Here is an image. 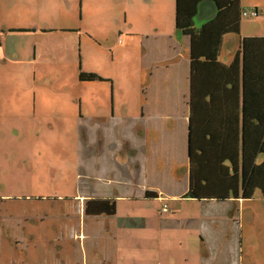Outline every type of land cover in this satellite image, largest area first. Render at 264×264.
I'll use <instances>...</instances> for the list:
<instances>
[{"label": "rangeland", "instance_id": "1", "mask_svg": "<svg viewBox=\"0 0 264 264\" xmlns=\"http://www.w3.org/2000/svg\"><path fill=\"white\" fill-rule=\"evenodd\" d=\"M2 1L9 7L5 19L11 29L32 26L33 31L9 36L11 53L16 52L14 56L8 52L5 38L3 47L0 45V196L34 198L29 201V207L40 211L43 202L38 198L46 196L52 200L54 196H72L79 190V182L86 180L80 165L83 155L77 139L78 127L87 119L85 116L96 110L94 105L98 102L109 105L112 100L123 99L117 86L132 84V79L149 80L148 73L142 74L140 68L145 51L140 48L129 51L117 36L121 20L120 0ZM244 2L249 4L243 6L244 10L255 9V5H250L254 2H259L263 9L257 17H242V33L264 35V0ZM86 24L91 33L82 26ZM60 25L82 26L83 34L56 29ZM233 36L240 37L241 34ZM81 71L98 74L103 79L82 81ZM139 94L138 90L129 94L131 104ZM27 202L15 218L21 220ZM185 203L174 202L169 205L170 212H174L171 206L191 207V203L197 202ZM215 203L224 208L222 212L229 211L206 222L209 234L204 249L210 261L214 264H264V200L261 193L258 191L253 199L241 205ZM150 205L152 211L161 212L162 203L155 201ZM119 207L120 248L118 252L112 251L110 257L119 260V264L158 259L159 253L156 254L155 249L164 246L165 243L159 245L161 236L165 237L163 233L155 234L142 219L130 220L126 202H120ZM36 208L27 211L28 216H40ZM76 208L72 210V216L78 226ZM188 211L192 209L188 208ZM145 212L150 213L151 209ZM56 213H47V220L37 226H32L38 224L35 219L29 220L32 227L23 230L25 235L20 233L24 240V245L18 248L21 251H16L17 244L10 250L6 244L9 237L0 232V264L13 263L15 259L14 264H52L54 261L86 264L91 254L86 255L83 240L72 236L58 241L55 236L59 224L64 225L54 217ZM168 238L174 242L163 247L162 259L178 261L187 255L191 258L192 251L188 253L186 248L180 247L177 235H168ZM103 240L87 242L88 248ZM94 255L102 256L100 252Z\"/></svg>", "mask_w": 264, "mask_h": 264}, {"label": "crops", "instance_id": "2", "mask_svg": "<svg viewBox=\"0 0 264 264\" xmlns=\"http://www.w3.org/2000/svg\"><path fill=\"white\" fill-rule=\"evenodd\" d=\"M245 5L249 4H245L242 0V8ZM250 5H255L259 14L263 9L259 2ZM119 6H121V20L117 28V36L129 51L134 48L145 51L141 56L140 68L142 74L148 73L149 80L146 82L142 79H132V84L122 83L117 86L122 93L121 101L112 100L109 105L103 103L100 105L98 102L94 105L96 110L91 112V115L85 116L87 119L80 124L77 132L80 152L83 155L80 159L81 170L86 176L85 181L79 182V190H75L72 196L59 195V197L54 196L52 200L46 196L38 198L37 200L43 202V206L40 211L36 207L33 208L34 210L36 208L37 214L40 215L37 218L27 214V211L32 210L29 201L34 198H21L11 194L0 196V232L3 236L7 234L9 237L6 244H9L7 246L10 250L13 244H17L15 247L17 251L20 249L19 245H24V240L20 237L21 231L22 235H25L23 230L26 227L44 223L47 220V213L57 211L58 213L53 214L54 217L64 224H59L58 229L55 230L58 241L72 236L83 240L86 255L91 254V259H87L86 264H119L120 261L110 257V254L112 251L118 252L120 248L119 203L124 201L129 207L130 220L134 222L136 219H142L148 223V228L152 232L161 235L163 233L165 237L161 236L159 245L162 243H165L164 246L170 245L174 241L170 240L168 235H177L180 247L186 248L188 253L192 251L191 258L187 255L181 260L173 261L162 259L163 246L155 249L156 254L159 253L158 259L137 264H214L204 249L209 234L206 222L216 219L219 214L226 215L229 211L227 209L222 212L224 208L221 209L215 202L241 205L250 199L231 197L225 201H218L186 197L191 180L189 157L192 115L191 37L177 29V0H120ZM8 8L0 0V45L3 47L5 38L8 43L7 50L11 53L9 36H13V33H28L33 30L30 28L32 26H15L11 29L5 19ZM215 11L212 3H203L200 14L195 19L196 27H201ZM82 26L87 33H91L88 24ZM82 26L60 25L56 29L72 33L78 31L82 36ZM241 36L254 35H244L241 25ZM233 37L235 39H232ZM240 41L241 38L233 34L224 36L219 58L224 65H230L234 61L240 50ZM3 49L5 50V47ZM11 54L14 56L15 50ZM31 58L30 56L29 59ZM7 61L6 54L5 62ZM137 90L140 93L139 98L131 104L128 96ZM124 93L128 94L124 95ZM210 104L212 103L208 100L201 103V107L196 110L195 120L199 118L200 123L206 122L203 109L205 107V110L213 115L212 122L209 123L217 124L215 120L217 115H227L230 113L227 109L235 106L232 101L213 103L219 108L215 110L211 107L210 112V109H207L210 108ZM148 191L157 193L158 197H146ZM94 199H114L117 206L116 214L113 216L86 214L87 203ZM7 201L9 204H6ZM26 201L28 205L21 213V220L15 218ZM155 201L163 205L168 202V205H173L174 202L197 203H191V207L171 206L174 212L157 213L155 210L152 211L150 205ZM203 204L207 207L204 208ZM14 205L18 208L15 209ZM75 208L79 214L78 226L73 222L72 210ZM149 208L151 212L146 213ZM188 208L192 211H188ZM30 219H35L38 224L30 223L32 225L30 226L28 224ZM19 225L22 227L19 228ZM96 238L104 240L88 248L87 242L97 240ZM98 252L102 254L101 257H95L94 254ZM15 260L13 263L9 261L8 264L16 263ZM58 263L54 261L52 264Z\"/></svg>", "mask_w": 264, "mask_h": 264}, {"label": "trees", "instance_id": "3", "mask_svg": "<svg viewBox=\"0 0 264 264\" xmlns=\"http://www.w3.org/2000/svg\"><path fill=\"white\" fill-rule=\"evenodd\" d=\"M206 2L216 11L196 27L195 19ZM176 10L177 29L192 40L191 180L186 197L251 199L259 191L264 198V36H240L238 54L224 65L219 60L224 36L241 34L242 0H177ZM79 77L103 79L83 71ZM207 100L212 103L210 112L211 107L219 108L213 103L232 101L235 106L227 109V115H217V124L209 123L213 115L203 107L206 122L200 123L195 120L196 110ZM146 197L158 194L148 191ZM116 210L114 199H94L86 206L89 216H113Z\"/></svg>", "mask_w": 264, "mask_h": 264}, {"label": "built area", "instance_id": "4", "mask_svg": "<svg viewBox=\"0 0 264 264\" xmlns=\"http://www.w3.org/2000/svg\"><path fill=\"white\" fill-rule=\"evenodd\" d=\"M243 15L244 16H248V15H251V16H258L259 15V11L257 9H252L251 11H248V10H244L243 11ZM161 211L163 213H168L170 212V209H169V205L168 204H164L161 208Z\"/></svg>", "mask_w": 264, "mask_h": 264}]
</instances>
